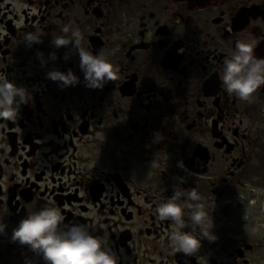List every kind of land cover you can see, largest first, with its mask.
I'll return each mask as SVG.
<instances>
[{"label":"flooded vegetation","instance_id":"flooded-vegetation-1","mask_svg":"<svg viewBox=\"0 0 264 264\" xmlns=\"http://www.w3.org/2000/svg\"><path fill=\"white\" fill-rule=\"evenodd\" d=\"M66 24L118 68L103 88L86 86L71 45L52 44ZM37 29L42 41L23 43ZM250 34L264 56V0H0V74L32 93L17 120L0 119V264H44L10 237L46 204L87 224L121 264H264V227L251 231L264 197L238 193L264 188V86L242 100L221 80ZM53 68L80 83L61 87ZM175 185L202 193L219 236L192 256L173 251L178 226L155 211Z\"/></svg>","mask_w":264,"mask_h":264},{"label":"clouds","instance_id":"clouds-1","mask_svg":"<svg viewBox=\"0 0 264 264\" xmlns=\"http://www.w3.org/2000/svg\"><path fill=\"white\" fill-rule=\"evenodd\" d=\"M62 32L64 35L52 38L55 48L72 46V54L79 56V67L84 74L86 86L90 88H103L105 83L116 78L118 68L113 65L109 55L105 52L93 53L82 43L84 37L81 29L66 24ZM40 30L27 32L23 36V43L31 47L42 41ZM259 41L253 35L239 40L235 49L225 58L222 69V84L225 91L234 94L242 100H249L261 86H264V56L256 54ZM42 63H47L43 53H39ZM56 59V53H49ZM69 56L66 54L65 59ZM47 78L57 81L61 87L75 86L80 83V76L71 68L66 72L53 68L47 72ZM32 99V93L26 86L18 85L10 80L6 74H0V119L17 120L22 104ZM157 139L154 133V141ZM183 167V163L180 162ZM183 177L181 181L183 182ZM242 202L254 193L257 200L264 197V188L247 185L246 192H238ZM185 209L191 221V231H184L187 221ZM156 213L161 220H171L178 226L172 234L173 251L183 252L189 256L197 253L202 246V240L207 238L210 242L219 239L213 231L214 217L209 216L206 210L204 197L195 187L185 188L175 185L173 194L165 201L157 204ZM247 219V216H245ZM65 217L61 209L52 204H46L38 210L26 214L12 229L10 241L26 245L28 249L41 257L44 264H121V257L117 250L104 238L93 234L85 223L65 224ZM8 225L0 218V234L6 232ZM264 224L251 228L258 233ZM247 229V225H245ZM197 230L202 238L196 235ZM25 264H36L31 258H26Z\"/></svg>","mask_w":264,"mask_h":264}]
</instances>
